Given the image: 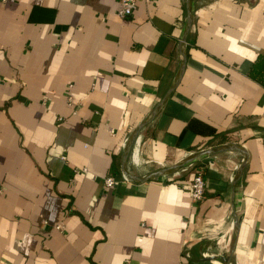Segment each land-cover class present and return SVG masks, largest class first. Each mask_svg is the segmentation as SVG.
Listing matches in <instances>:
<instances>
[{"label": "crops", "instance_id": "obj_1", "mask_svg": "<svg viewBox=\"0 0 264 264\" xmlns=\"http://www.w3.org/2000/svg\"><path fill=\"white\" fill-rule=\"evenodd\" d=\"M119 8L0 0V264H264V0Z\"/></svg>", "mask_w": 264, "mask_h": 264}, {"label": "water", "instance_id": "obj_2", "mask_svg": "<svg viewBox=\"0 0 264 264\" xmlns=\"http://www.w3.org/2000/svg\"><path fill=\"white\" fill-rule=\"evenodd\" d=\"M191 23H192V11H189V20H188V26L189 27H188V30H190ZM165 99L163 100V102L165 101ZM163 102L160 103V105L153 111V113L151 115V118H153L157 114V112L160 109V106L163 104ZM145 124L146 123L144 122L142 125H140V127L138 129H136L135 132L129 137L128 142H127L126 147H125V152H126L125 159L127 158L128 153L130 152V149H131L134 141L137 139L141 128ZM230 149H239V148H237V147H235L233 145H223L221 147H215V148L202 150V151H200L198 153H195V154L191 155L187 159H185V160H183V161H181V162H179L177 164H174V165L169 166V167L158 169V170H156V171L152 172L151 174H149L147 176H144V177H138V176L134 175L133 173H131L127 169V166L125 165V163H124L123 170H124V174L129 176L132 180H134V181H145V180H148V179L155 178L158 175L167 174V173L175 171V170H177V169H179L181 167H184L185 165L195 161L197 158H199V157H201L203 155H208V154H212V153H215V152L225 151V150H230ZM244 166H245V162L243 163L242 167L240 168L241 171L243 170ZM229 264H231V259H230Z\"/></svg>", "mask_w": 264, "mask_h": 264}, {"label": "built area", "instance_id": "obj_3", "mask_svg": "<svg viewBox=\"0 0 264 264\" xmlns=\"http://www.w3.org/2000/svg\"><path fill=\"white\" fill-rule=\"evenodd\" d=\"M139 0H119L120 8L118 10L119 15L122 18H126L134 13L137 9ZM69 102H73V97L70 96ZM121 179L123 181H132L131 178L125 174L122 175ZM118 182V179L114 175H109L105 177V184L107 186H113ZM191 196L193 201H199L203 199L206 195V181L203 173H197L194 178L189 183ZM59 227V226H58Z\"/></svg>", "mask_w": 264, "mask_h": 264}]
</instances>
